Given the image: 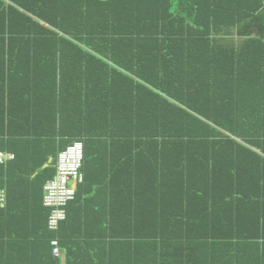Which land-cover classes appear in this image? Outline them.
Segmentation results:
<instances>
[{
    "label": "trees",
    "instance_id": "obj_1",
    "mask_svg": "<svg viewBox=\"0 0 264 264\" xmlns=\"http://www.w3.org/2000/svg\"><path fill=\"white\" fill-rule=\"evenodd\" d=\"M0 152V264H264V0H0Z\"/></svg>",
    "mask_w": 264,
    "mask_h": 264
},
{
    "label": "built area",
    "instance_id": "obj_2",
    "mask_svg": "<svg viewBox=\"0 0 264 264\" xmlns=\"http://www.w3.org/2000/svg\"><path fill=\"white\" fill-rule=\"evenodd\" d=\"M14 155L0 152V164H6L13 160ZM84 160V145L82 141H76L66 150L59 153L57 171L54 178L47 181L43 189V204L50 209L48 227L57 232L61 222L66 220V207L76 196L77 186L82 183L81 168ZM6 205V193L0 190V208ZM53 254L61 256L62 250L58 237L51 241Z\"/></svg>",
    "mask_w": 264,
    "mask_h": 264
},
{
    "label": "crops",
    "instance_id": "obj_3",
    "mask_svg": "<svg viewBox=\"0 0 264 264\" xmlns=\"http://www.w3.org/2000/svg\"><path fill=\"white\" fill-rule=\"evenodd\" d=\"M78 187V186H77ZM62 254L58 258L61 260V264H66V255H65V250L64 248L61 247Z\"/></svg>",
    "mask_w": 264,
    "mask_h": 264
}]
</instances>
